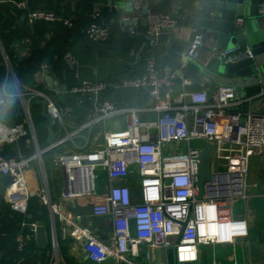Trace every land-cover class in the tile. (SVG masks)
<instances>
[{
    "label": "built area",
    "instance_id": "built-area-1",
    "mask_svg": "<svg viewBox=\"0 0 264 264\" xmlns=\"http://www.w3.org/2000/svg\"><path fill=\"white\" fill-rule=\"evenodd\" d=\"M142 7L140 0L134 1L136 13ZM258 13L264 17V5H259ZM29 18L35 23H62L69 29L74 28L71 19L52 11L37 9L29 13ZM90 18L92 21L85 31L88 39L95 43L108 42L111 32L102 22L100 10L92 11ZM132 19L123 18L121 22ZM146 21L152 43L160 34L178 26V20L171 14L148 9ZM241 24L242 20H238V25ZM183 56V69L189 61L199 62L204 67L216 61L231 66L253 58L252 49H222L196 30ZM64 62L71 70L77 65L72 54H67ZM7 65L5 82L14 80L19 88L17 103L0 121V179L5 176L13 179L3 195L12 213L27 216L30 201L39 198L51 211L55 231L57 220L70 221L64 217V203L100 199L92 205V214L111 219V244L95 239L87 229L78 227L72 233L75 239L84 241L88 258L96 264L112 258L129 262V255L140 258L143 247L158 253L175 251L176 264H200L202 246L234 242L233 238L226 239V231L235 227L237 203L249 197L250 163L264 153V89L258 95L263 110L243 113L240 109L243 98L236 89L189 90V80L178 83L174 70L159 68L156 60L150 58L141 78L81 83L69 88L68 95L79 96L91 105L89 120L73 129L58 105L61 91L46 93L25 87L9 62ZM40 73L44 77L54 75L49 64H44ZM109 90L115 93L144 91L151 103L146 108L120 106L104 98ZM38 100L46 102L47 114L53 119L58 133H66L47 149L40 146L33 119L32 104ZM146 113L155 117H142ZM6 118L19 122L13 120L14 125H11ZM108 122L119 127L110 128ZM96 127L102 129V147L86 150L78 146L75 151H59L67 142L74 143L82 132H92ZM23 141L28 149H34L31 154L22 152L20 144ZM207 143L213 145L212 176L200 198V162ZM9 145L18 146L16 157L1 154ZM51 152L54 153L51 168L63 171L66 178L58 203L52 200L44 158ZM32 169L39 173L40 187L34 186L26 177ZM100 169L107 173L111 182L105 196L99 195L97 190ZM133 176L139 179L140 199L135 198L128 184ZM6 217V211L0 207V224ZM21 226L29 232L16 237L19 252L26 249L30 240L36 239L42 225L23 222ZM52 247L58 259L59 243L55 237ZM145 259H152L150 252L145 254ZM211 264L224 263L215 260Z\"/></svg>",
    "mask_w": 264,
    "mask_h": 264
},
{
    "label": "crops",
    "instance_id": "crops-1",
    "mask_svg": "<svg viewBox=\"0 0 264 264\" xmlns=\"http://www.w3.org/2000/svg\"><path fill=\"white\" fill-rule=\"evenodd\" d=\"M134 1L117 0L116 7H113L108 0H102L105 6L96 9L92 0H0V69L5 70L4 74H0V84H3L7 77L9 70L7 62L14 71V64L25 63L34 51L44 50L48 52L52 62L54 75L51 76L60 84L67 85L68 89L81 83H110L141 78L145 73L148 59L154 58L159 68L169 67L175 71L178 83L183 79L189 80L191 82L189 90L212 91L214 89L201 84V73L197 66V64L202 65L201 63L189 61L187 67L182 68L183 55L194 38L195 30L216 42L222 49L238 48L245 51L264 41V17L258 13V7L264 5V0H245L242 15L228 9L220 10L217 2L206 0H162L161 4L157 0H140L143 7L136 13ZM37 9L52 11L63 18L71 19L74 28L69 29L62 23L32 22L29 13ZM146 9L169 13L178 20V26L172 33L170 48L166 44L157 41L152 43L148 40ZM94 10H100L102 22L110 28V40L106 43L92 42L86 35V28L92 21L90 13ZM128 17L133 18L131 21L138 22L137 39L132 38L121 26V20ZM135 17L138 19H134ZM238 20H242L241 25H238ZM205 52L204 50L203 54ZM67 54L76 57L77 65L74 70L69 69L64 62ZM256 64V73L264 79V53L256 58ZM222 67L225 65L216 61L206 68L217 72ZM30 81L35 84L32 88L43 92L51 93L55 90L47 87L45 77L40 70L30 78ZM263 89L262 85H253L242 92L238 91L243 98L240 108L243 113L263 110L262 102L258 98ZM104 98L126 107L146 108L151 103L144 91L115 93L109 90ZM35 104L40 106L42 111L37 101ZM58 105L66 113V122L71 124L73 129H77L90 118L91 105L79 96L68 95L66 103L60 102L58 98ZM142 117H155V115L146 113ZM45 126L47 129L45 135L38 132L39 142H42L40 146L43 149L49 146L47 119ZM108 126L114 128L117 124L108 122ZM53 128L56 134L55 141L66 136V133L60 135L57 128ZM101 131V127H96L92 132L84 131L74 139V143L67 142L59 151H75L78 146L86 150L102 147L104 139ZM20 145L24 154H31L34 151L33 148L31 150L27 148L26 141L21 142ZM17 153V145L6 146L1 151L4 157H16ZM53 154V152L46 153L44 158L52 200L58 203L61 202L66 178L63 171L51 168ZM26 177L34 186L42 185L37 170H29ZM128 184L135 198L140 199L138 177H131ZM110 185L107 173L100 169L97 180L99 195L105 196ZM248 196L246 201H241L235 206V227L226 231V239L233 238L234 242L202 246L200 264H211L215 260L224 264H264V153L260 157L253 158L250 163ZM37 200L47 212L48 228L46 224L41 223V225L47 229L49 246L45 249L39 248L36 239L30 240V243L35 244V248L31 250L28 258L19 261L18 264H96L88 258L84 241L75 239L72 233L78 227L87 229L95 239L111 244L113 229L111 219L95 217L92 214V205L100 202V199H80L75 204H72V201L64 203V217L70 218V221L62 223L57 220L55 231L50 209L41 199L37 198ZM28 232V228H22L21 233ZM54 237L59 243L58 259L52 247ZM46 249H49L48 254ZM147 252L152 255L150 261L145 259ZM3 254L8 255L9 252L5 251ZM171 254L172 251L158 253L143 247L140 258L129 255L127 257L129 262L112 258L101 264H170Z\"/></svg>",
    "mask_w": 264,
    "mask_h": 264
},
{
    "label": "water",
    "instance_id": "water-1",
    "mask_svg": "<svg viewBox=\"0 0 264 264\" xmlns=\"http://www.w3.org/2000/svg\"><path fill=\"white\" fill-rule=\"evenodd\" d=\"M117 0H108L113 7H116ZM121 1H131V0H121ZM159 4H161L162 0H157ZM207 2H217L218 7L220 10H232L236 11L239 15L243 14L244 2L245 0H206ZM94 3V7L99 9L105 4L102 0H92ZM147 11V9H146ZM137 25L138 22L133 21H124L121 22V26L124 30H126L132 38L137 39ZM172 33L173 31H168L165 33L160 34L156 41L158 43L166 44L168 48L172 45ZM148 40H151L148 36ZM264 53V41L258 43L256 47L252 48V59L245 60L243 62L225 66L220 68L217 72L212 71L209 68H206L200 64H197L200 70V79L201 84L208 86L210 89H215L217 87H226V88H234L239 92H242L245 88L249 86H259L262 85L264 87V79L260 78V76L256 73L257 64L256 58ZM256 67V68H255ZM45 82L47 87L50 89H55L61 91V95L59 96V101L62 103H66L68 98V86L65 84H60L56 81L52 76L48 75L45 77ZM38 105L42 107V115L49 121V135L47 142L49 145L53 144L56 138V134L54 132V121L50 118L46 111V102L38 100ZM6 120L11 124L14 125V121L10 118H6ZM119 127V126H117ZM29 139V137H27ZM212 150L213 145L207 143L204 147L203 154L201 156L200 162V174H199V188H200V198H202L204 186L211 180L212 176ZM12 177L5 176L2 178V182L4 187L9 186L12 182ZM76 201L73 200L72 204H75ZM32 216H29L31 219ZM36 243L39 248H47L49 246V237L47 233V229L44 226H40L36 235ZM175 251H172L170 256V264H176L175 259Z\"/></svg>",
    "mask_w": 264,
    "mask_h": 264
},
{
    "label": "trees",
    "instance_id": "trees-1",
    "mask_svg": "<svg viewBox=\"0 0 264 264\" xmlns=\"http://www.w3.org/2000/svg\"><path fill=\"white\" fill-rule=\"evenodd\" d=\"M50 60L51 59L47 51L36 50L32 53L31 57L27 60V62L25 63L21 62L16 65L14 64L15 74L23 85L34 87L35 84L30 81V78L34 76L36 72L39 71L44 64H49L52 67V62ZM1 73L2 74L5 73L4 68L0 69V74ZM33 112L36 115L38 114L40 115V117H33L34 124H35V119H36L37 124H39L40 126L38 130L36 128L38 136H39V133H42L43 135H45L47 132L46 131L47 129L45 126L46 119L42 115L40 106H37L35 102L32 104V113ZM13 120L15 122H19L18 119H16L17 121L15 119ZM41 140H42V137H41ZM40 143L42 144L41 141ZM4 190H5V187L3 185L2 180L0 179V207H2L6 211V214H7L6 219L0 224V264H10V263L18 264L19 261H22L28 258L31 250L35 248V244L33 242L32 243L29 242L27 244L26 249L23 252L18 251L17 245L15 243V239L19 234H21L22 223L26 222L30 224L33 222H39V223L46 224V227L48 228L47 212L45 208L40 205L37 198H34L30 201L27 216L12 213L8 209L7 205L5 204L3 200ZM29 215H32V219L28 218ZM49 249H46L47 254H48ZM5 251L9 252V254L8 255L3 254V252ZM47 254H46V260H47Z\"/></svg>",
    "mask_w": 264,
    "mask_h": 264
},
{
    "label": "clouds",
    "instance_id": "clouds-1",
    "mask_svg": "<svg viewBox=\"0 0 264 264\" xmlns=\"http://www.w3.org/2000/svg\"><path fill=\"white\" fill-rule=\"evenodd\" d=\"M19 98V88L14 80L0 84V121L10 114Z\"/></svg>",
    "mask_w": 264,
    "mask_h": 264
},
{
    "label": "rangeland",
    "instance_id": "rangeland-1",
    "mask_svg": "<svg viewBox=\"0 0 264 264\" xmlns=\"http://www.w3.org/2000/svg\"><path fill=\"white\" fill-rule=\"evenodd\" d=\"M33 117H40V115L38 114V115H36L34 112H33ZM35 125H36V128H37V130L39 129V124H37V121H36V119H35ZM199 145H201V146H203V143H198ZM193 145H195V143H193ZM214 168V167H213ZM43 188V187H42ZM42 205V204H41ZM43 207V206H42Z\"/></svg>",
    "mask_w": 264,
    "mask_h": 264
},
{
    "label": "snow or ice",
    "instance_id": "snow-or-ice-1",
    "mask_svg": "<svg viewBox=\"0 0 264 264\" xmlns=\"http://www.w3.org/2000/svg\"><path fill=\"white\" fill-rule=\"evenodd\" d=\"M243 226L241 225V228H242Z\"/></svg>",
    "mask_w": 264,
    "mask_h": 264
}]
</instances>
